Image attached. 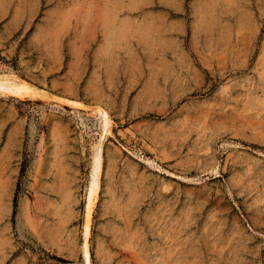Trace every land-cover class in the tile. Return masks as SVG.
I'll return each instance as SVG.
<instances>
[{
	"label": "rangeland",
	"instance_id": "rangeland-1",
	"mask_svg": "<svg viewBox=\"0 0 264 264\" xmlns=\"http://www.w3.org/2000/svg\"><path fill=\"white\" fill-rule=\"evenodd\" d=\"M0 84V264H264V0H0Z\"/></svg>",
	"mask_w": 264,
	"mask_h": 264
},
{
	"label": "bare ground",
	"instance_id": "bare-ground-1",
	"mask_svg": "<svg viewBox=\"0 0 264 264\" xmlns=\"http://www.w3.org/2000/svg\"><path fill=\"white\" fill-rule=\"evenodd\" d=\"M1 85V84H0ZM19 85V84H18ZM18 85H16V86H18ZM22 86H23V84H22ZM18 89L16 88V91H17ZM20 90V89H19ZM66 100L67 101H69V102H72V103H76V101L75 100H72V99H70V98H66ZM99 113L101 114V119H102V123H103V126H105V130H109V127H110V124H111V119H110V117H109V114H108V111H106L105 109H101V108H99ZM173 127V126H172ZM159 130V129H158ZM172 130V129H171ZM155 135V134H154ZM153 135V136H154ZM164 135V134H163ZM172 135H173V133H172ZM159 136V135H158ZM168 139V138H167ZM156 141V140H155ZM165 141V140H164ZM173 141V140H172ZM176 142V141H175ZM14 143V142H13ZM159 145V144H158ZM161 145H162V143H161ZM176 145V144H175ZM174 146V145H173ZM96 148V147H95ZM101 148V147H100ZM98 149V148H97ZM96 149V150H97ZM97 152V154L95 155V160H96V162H97V165H96V167H94L93 169H95L94 170V176H92L93 178H92V180H91V184H90V187H89V193H88V200H87V203H88V212H87V220H86V223H85V235L87 236L88 234H90V229H91V227H90V224H89V222H90V215H91V205L93 204V202L91 203V201H92V199H93V197L95 198V194H96V191H97V189L99 188V169H100V151H96ZM95 153V152H94ZM9 154V153H8ZM94 158V157H93ZM94 160V161H95ZM64 182H66V181H64ZM63 182V183H64ZM70 185V184H69ZM68 185V186H69ZM57 186V185H56ZM51 187H53V186H51ZM55 187V186H54ZM71 187V186H70ZM2 188V187H1ZM56 188V187H55ZM63 187H61V189H62ZM64 189H66V188H64ZM54 190V189H53ZM68 190H69V188H68ZM58 192H59V190H57ZM63 192V191H62ZM66 192V191H65ZM131 192V191H130ZM134 192V191H133ZM140 192H141V189H140ZM70 194V193H69ZM64 196V195H63ZM133 196H134V194H133ZM138 196V195H137ZM70 197V196H69ZM87 197V196H86ZM143 197V196H142ZM4 198V197H3ZM6 198V197H5ZM64 198V197H63ZM139 198H140V196H139ZM138 198V199H139ZM134 199H137V198H134ZM142 199V198H141ZM113 200V199H112ZM94 201V200H93ZM119 201H121V200H119ZM129 201V200H128ZM67 202H69V201H67ZM135 202V201H134ZM141 202V201H140ZM119 203V202H118ZM124 203V202H123ZM122 203V204H123ZM130 203V201L128 202V204ZM132 203H133V201H132ZM139 203V202H138ZM66 204V203H65ZM114 204V203H113ZM112 204V205H113ZM125 204H127L126 202H125ZM132 205V204H131ZM137 206V205H136ZM57 207V206H56ZM111 208H112V206H111ZM114 208H117V207H114ZM125 208V207H124ZM129 208V207H128ZM113 209V208H112ZM134 210V209H133ZM114 211V210H113ZM117 211V210H116ZM136 211H137V209H136ZM162 211V210H161ZM29 212V211H28ZM38 212V211H37ZM43 212V211H42ZM171 212H172V210H171ZM39 213V212H38ZM133 213V212H132ZM131 213V214H132ZM113 214V213H112ZM136 213H134V215H135ZM108 215V214H107ZM160 215H162V214H160ZM159 215V216H160ZM117 216V215H116ZM159 216H157V217H159ZM162 216H164V215H162ZM134 217V216H133ZM157 217H156V219H157ZM175 217L176 216H174V219H175ZM117 219H118V217H116ZM120 218H121V216H120ZM132 218V217H131ZM146 218V217H145ZM160 218V217H159ZM173 218V217H172ZM163 219V218H162ZM133 220V219H132ZM149 220V219H148ZM161 220V219H160ZM179 220V219H178ZM120 221V220H119ZM122 221V220H121ZM128 221V220H127ZM151 221V220H150ZM171 221V220H170ZM169 221V222H170ZM175 221V220H174ZM173 221V222H174ZM158 222H160V221H158L157 220V223ZM131 223H132V221H131ZM148 223V222H147ZM155 223H156V221H155ZM175 223H177V222H175ZM150 224V223H149ZM159 224V223H158ZM171 224V223H170ZM174 224V223H173ZM122 225V224H121ZM157 225V224H156ZM155 225V226H156ZM162 225V224H161ZM166 225V224H165ZM179 225V224H178ZM131 226V225H130ZM160 226V225H159ZM173 226H175V225H173ZM177 226V225H176ZM123 227V226H122ZM139 226H137V228H138ZM143 227V226H142ZM150 227V226H149ZM154 227V226H153ZM168 227V226H167ZM172 227V226H171ZM144 228V227H143ZM155 228V227H154ZM160 228V227H159ZM179 228V227H178ZM116 229V228H115ZM136 229V228H135ZM134 229V230H135ZM161 229V228H160ZM163 229H164V226H163ZM174 230V229H173ZM136 231V230H135ZM140 231H142V230H140ZM146 231V230H145ZM154 231H156V230H154ZM121 232H122V230H121ZM130 232V231H129ZM138 233L137 234H139V231H137ZM166 232V231H165ZM168 232V231H167ZM170 232V231H169ZM132 233V232H131ZM144 233V232H143ZM143 233H141V234H143ZM148 233V232H147ZM150 233H152V232H150ZM158 233V232H157ZM163 233V232H162ZM176 233V232H175ZM160 234V233H159ZM158 234V235H159ZM113 235V234H112ZM116 235V234H115ZM114 235V236H115ZM121 235V234H120ZM123 235H124V233H123ZM145 235V234H144ZM143 235V236H144ZM161 235H163V234H161ZM167 235V234H166ZM166 235L164 236V238H166ZM170 234L168 233V236H169ZM176 235V234H175ZM142 236V235H141ZM153 236V235H152ZM171 236H173V235H171ZM177 236V235H176ZM126 237V236H125ZM124 237V238H125ZM135 237V236H134ZM147 237V236H146ZM149 237V236H148ZM155 237V236H154ZM85 238V237H84ZM114 238V237H113ZM86 239H87V237H86ZM86 239L84 240L85 241V243H86ZM127 239V238H126ZM159 239H161L160 237H159ZM170 239V238H169ZM172 239V238H171ZM175 239V238H174ZM125 240V239H124ZM166 240V239H165ZM178 240H179V238H178ZM135 241V240H134ZM146 241H147V239H146ZM176 241V240H175ZM122 242V241H121ZM124 242V241H123ZM126 242H127V240H126ZM126 242H124V243H126ZM138 242H139V240H138ZM144 242H145V240H144ZM161 242H163V238H162V241ZM165 242V241H164ZM167 242V241H166ZM165 242V243H166ZM123 243V244H124ZM129 243V242H128ZM156 243V242H155ZM159 243V242H158ZM175 243V242H174ZM116 244H117V242H116ZM122 244V243H121ZM120 244V245H121ZM127 244V243H126ZM153 244V243H152ZM83 245V244H82ZM125 245V244H124ZM129 245H131V244H129ZM137 245V244H136ZM142 245V244H141ZM150 245V244H149ZM148 245V246H149ZM156 245V244H155ZM154 245V246H155ZM163 246H161V247H164V244H162ZM176 246H177V244H175ZM123 246V245H122ZM121 246V247H122ZM128 246V245H127ZM138 246V245H137ZM140 246V245H139ZM174 246V245H173ZM120 247V248H121ZM123 247H125V246H123ZM134 247H136V246H134ZM156 247V246H155ZM169 247V246H168ZM160 248V247H159ZM170 248V247H169ZM172 248V247H171ZM179 248H180V246H179ZM133 249V248H132ZM140 249H142V247L140 248ZM152 249V248H151ZM154 249V248H153ZM176 249V248H175ZM175 249H173V250H175ZM139 250V249H138ZM147 250V249H146ZM159 250V249H158ZM168 249H166V251H167ZM172 250V251H173ZM153 251V250H152ZM163 251V250H162ZM171 251V252H172ZM178 251V250H177ZM181 251V250H180ZM180 251H179V253H180ZM84 258H85V264H91V254H90V250H89V248H88V244H85V248H84ZM103 252V251H102ZM140 252V251H139ZM142 252V251H141ZM140 252V253H141ZM155 252V251H154ZM158 252V251H157ZM156 252V253H157ZM164 252V251H163ZM175 252V251H174ZM144 253H146V252H144ZM147 253H148V251H147ZM156 253H154V254H156ZM160 253H161V251H160ZM168 253V252H167ZM134 254V253H133ZM168 254H170V253H168ZM177 254H178V252H177ZM147 255V254H146ZM108 256V255H107ZM133 256V255H132ZM147 256H149V255H147ZM176 256V255H175ZM134 257V256H133ZM156 257V256H155ZM141 258V257H140ZM147 258V257H146ZM167 258H168V256H167ZM173 258H174V256H173ZM142 259H143V257H142ZM159 259V258H158ZM162 259V258H161ZM135 260V259H134ZM144 260V259H143ZM152 260V259H151ZM167 260V259H166ZM169 260V259H168ZM167 260V261H168ZM142 261V260H141ZM149 261V260H148ZM153 261H154V259H153ZM163 261H164V259H163ZM162 261V262H163ZM143 262V261H142ZM146 261H144V263H145ZM151 262V261H150ZM161 262V261H160ZM154 263V262H153ZM152 263V264H153ZM165 263V262H164ZM170 263V262H169ZM172 263V262H171ZM175 263L177 264L178 263V261L176 262V260H175ZM174 263V264H175Z\"/></svg>",
	"mask_w": 264,
	"mask_h": 264
}]
</instances>
